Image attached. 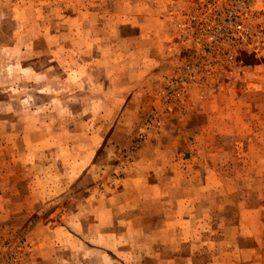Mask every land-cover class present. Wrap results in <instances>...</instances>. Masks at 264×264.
I'll use <instances>...</instances> for the list:
<instances>
[{
	"label": "crops",
	"instance_id": "0c3cea01",
	"mask_svg": "<svg viewBox=\"0 0 264 264\" xmlns=\"http://www.w3.org/2000/svg\"><path fill=\"white\" fill-rule=\"evenodd\" d=\"M57 1L65 20L56 48L67 55L52 92L79 101L64 100L62 115L46 125L53 133L30 138L0 176V227L17 214L29 230L19 264H82L86 243L93 264H264V206H247L246 190L235 197L219 187L218 172L199 167L201 158H187L182 152L197 144L188 132L166 127L132 161L118 162L171 75L167 0ZM44 125L35 121L31 131ZM118 165L121 177L110 178ZM76 199L65 210L63 201ZM56 213L61 223L50 219Z\"/></svg>",
	"mask_w": 264,
	"mask_h": 264
},
{
	"label": "rangeland",
	"instance_id": "374dc122",
	"mask_svg": "<svg viewBox=\"0 0 264 264\" xmlns=\"http://www.w3.org/2000/svg\"><path fill=\"white\" fill-rule=\"evenodd\" d=\"M57 2L0 0V176L17 159L19 149L30 146V138L45 140L53 133L46 125L62 115L64 100L73 104L79 101L73 94L64 99L52 92L55 87L61 88V58L67 55L56 48L62 41L60 31L65 20L56 8ZM185 3L186 0L165 3L169 33L164 57L166 69L171 70L167 81L176 74H184L186 66L192 68L191 77L177 87L178 95L152 100L150 111L133 130L118 162L132 161L143 145L156 141L166 127L173 126L197 139L196 146L192 144L190 151L182 153L187 158H201L200 168L218 172L220 188L230 187L240 198L246 190L247 206L251 207L254 200L264 206V18L262 30L254 34L249 47L201 50L194 47L191 30L183 28L184 17H180L179 11ZM73 89L77 90V84ZM153 116L160 124L145 128ZM35 121L45 125L32 132ZM138 131L144 133L140 148L134 155L123 157ZM118 166L111 168L110 178L121 177L122 166ZM14 188L17 192L15 185ZM220 188L216 191L219 197L224 195ZM13 198L17 202V196ZM80 202L65 200L63 206L72 211ZM45 211L48 209L43 208L41 216H46ZM50 219L61 223L59 213ZM22 223L16 214L0 227V264L20 263L29 232L28 228L18 226ZM92 229V225L87 226L85 232ZM86 244L82 264H93L97 261L93 245ZM74 259L64 257L61 264H79L78 258ZM124 263L125 259H118V264Z\"/></svg>",
	"mask_w": 264,
	"mask_h": 264
},
{
	"label": "built area",
	"instance_id": "2783aa9c",
	"mask_svg": "<svg viewBox=\"0 0 264 264\" xmlns=\"http://www.w3.org/2000/svg\"><path fill=\"white\" fill-rule=\"evenodd\" d=\"M179 14L184 17L183 28L192 32L194 47L201 50L243 49L249 47L254 34L262 30L264 0H186ZM191 73L192 68L186 66L184 74L174 75L159 98L166 100L178 95L177 87L189 79ZM156 120L155 116L151 117L144 127L158 126L160 121ZM143 138V131H138L123 157L134 155Z\"/></svg>",
	"mask_w": 264,
	"mask_h": 264
}]
</instances>
